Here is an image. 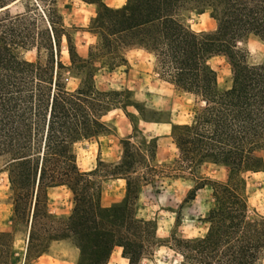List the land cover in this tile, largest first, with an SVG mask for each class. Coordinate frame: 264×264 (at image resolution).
<instances>
[{"label": "trees", "instance_id": "16d2710c", "mask_svg": "<svg viewBox=\"0 0 264 264\" xmlns=\"http://www.w3.org/2000/svg\"><path fill=\"white\" fill-rule=\"evenodd\" d=\"M81 1L96 6L88 21L95 42L86 57L76 53L67 28L51 16L35 45V61L15 53L23 40L16 41L13 29L0 35V155L7 157L12 221H29L25 258L46 252L51 242L71 239L79 252L76 264H106L114 246L121 247L127 264H140L159 242L151 222L133 214L138 188L158 177L155 138L146 140L134 127L141 136L137 144L128 135L120 140L117 161H98L108 167L104 176L125 182L123 198L109 206L100 204L97 167L80 170L72 151L75 142L108 133L103 117L122 102V91L96 87L95 71L124 65V51L138 49L152 55L166 81L200 102L190 121L171 125L176 169L190 173L206 162L227 169L224 182L211 184L205 233L172 238L168 249L178 254L177 264H264V217L247 215L241 177L263 169L258 153L264 150V54L249 64L247 52L236 47L247 35L264 44V0H125L119 7ZM190 12H207L215 29L190 30L184 22ZM62 37L67 65L59 59ZM219 55L230 70L222 84L208 64ZM63 69L79 78L74 88L61 81ZM32 83L33 94L27 88ZM61 185L71 192V213L50 215L46 189ZM5 235L1 232L0 239ZM0 264L10 262L0 257Z\"/></svg>", "mask_w": 264, "mask_h": 264}, {"label": "rangeland", "instance_id": "374dc122", "mask_svg": "<svg viewBox=\"0 0 264 264\" xmlns=\"http://www.w3.org/2000/svg\"><path fill=\"white\" fill-rule=\"evenodd\" d=\"M124 1L103 0L111 7H119ZM3 4L7 6L0 8V35L8 32V27L13 29L16 41L23 40L17 42L14 51L26 61L36 60L35 45L40 41L41 32L47 29L46 16L60 21L67 28L79 56L86 57L89 45L95 42V36L88 31L89 18L95 13L94 4L87 5L89 3L81 0H0V5ZM16 13H22V16L16 19ZM184 22L194 32L215 29V21L207 12H190ZM236 47L247 52L249 64L259 63L264 54L263 42L253 35L241 38ZM59 50V59L69 64L63 37ZM124 56V65L112 69L102 66L94 74L97 88L122 91V102L104 117L108 121V133L81 139L72 145V151L80 170L97 167L99 175L95 177L100 182V204L109 206L123 198L125 182L120 177L104 176L108 167L98 165V161L105 164L117 161L121 155L120 140L127 135H132L130 141L137 144L141 136L133 131L134 127L146 140L155 138L153 164L156 171L153 173L158 177L154 183L142 184L138 188L133 214L151 222L159 242L140 264H177L178 254L168 249L167 245L173 243L172 238L197 237L205 233L203 217L213 204L211 184L214 181L224 182L227 169L207 162L190 173L176 169L177 150L170 138V128L172 124L190 121L200 104L199 99L166 81L151 54L130 49L124 51ZM44 59L46 54L40 47V62L44 63ZM208 64L216 71L219 83H224L230 71L225 57L214 56ZM95 66H101L98 59ZM72 71L63 69L61 73V81L68 89L79 82ZM27 88L30 89L28 92L35 93L33 83ZM258 155L263 169L241 173L247 215L250 217H264V150ZM6 160V156L0 155V233L6 234L0 239L2 261L10 264H76L79 252L71 239L51 242L46 252L25 258L29 221H12ZM141 164L136 165L137 173L144 171ZM201 183H204L203 187L196 189L193 198L186 199L190 191ZM46 202L48 212L54 216H68L73 207L71 192L64 185L47 188ZM121 251L120 246H114L106 264H127Z\"/></svg>", "mask_w": 264, "mask_h": 264}, {"label": "crops", "instance_id": "0c3cea01", "mask_svg": "<svg viewBox=\"0 0 264 264\" xmlns=\"http://www.w3.org/2000/svg\"><path fill=\"white\" fill-rule=\"evenodd\" d=\"M87 5H91V4H87ZM105 116H106V115H105ZM105 116H104V117H105ZM104 117H103V119H104ZM104 120H105V119H104ZM127 136H128V135H127ZM125 137H126V136H125ZM125 137H124V138H125ZM121 179H122V178H121Z\"/></svg>", "mask_w": 264, "mask_h": 264}]
</instances>
